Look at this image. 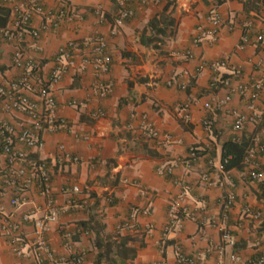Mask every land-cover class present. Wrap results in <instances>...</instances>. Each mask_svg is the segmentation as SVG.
<instances>
[{"label": "crops", "instance_id": "0c3cea01", "mask_svg": "<svg viewBox=\"0 0 264 264\" xmlns=\"http://www.w3.org/2000/svg\"><path fill=\"white\" fill-rule=\"evenodd\" d=\"M41 1L45 7L53 8L60 0ZM61 1L70 4L76 17L71 22L64 20L55 32L41 33L43 74L48 75L54 68L53 57L61 45L90 34L106 37L111 64L106 73H95L89 66L84 72L67 73L53 85L58 113L70 127L43 132L44 147L31 150V157L43 161L51 176L48 198L58 211L48 234L55 260L47 264H63L61 259L72 252L84 254L81 264H95L96 228L111 246L119 235L129 237L127 245L134 248V255L122 264H178V247L188 254L198 253L196 264H213L220 233L205 220L220 213L221 201L229 192L234 193L235 202L226 224L236 236L235 245L229 249L244 257L264 251V223L256 228L253 220L242 214L245 206L264 211V184L251 179L244 161L242 167L230 170L218 167L225 140L235 138L254 144L255 138L263 135L264 85L254 101L256 119L247 121L240 131L233 129L234 116L230 112L238 110L251 116L248 100L234 94L220 105L227 90L222 85H210L214 77L223 75L246 83L264 80V46L255 40L264 28V0H160L158 6H144L132 0L134 15L115 36L109 34L118 9L115 0ZM98 6L101 15L95 13ZM161 13L172 19L168 26L160 23L157 37L161 41L156 45L155 41L141 43L142 36L146 39L151 33L155 35L149 29V21ZM214 13L234 28L223 29L216 40L204 38L194 43L197 26L212 28ZM244 22L250 23V42L240 47ZM39 24L36 19L34 25ZM28 41L27 37L21 43L27 51L31 50ZM0 50V81L7 82L16 76L13 43L1 42ZM187 50L191 51V58L186 56ZM222 59L227 62L216 69L200 67L202 62ZM184 71L189 73L183 78L186 89L167 85V80L182 76ZM108 82L113 84V92L101 97L100 88ZM31 97L37 98L33 93ZM72 100L81 104L71 105ZM96 110H102L104 115L92 117ZM205 118L212 120L211 126L203 125ZM144 119L152 121L161 132L171 134L174 140L162 146L157 139H146L141 133ZM24 120L20 114L11 117L18 128ZM60 143L80 161H59L56 151ZM191 146L196 148L198 157L190 167L179 165L170 175L156 172L159 167L186 158ZM254 160L264 167V153L257 154ZM3 165L0 155V167ZM203 174H209L214 183L204 184ZM75 184L78 192L70 189ZM142 189L146 195L141 194ZM0 190V203L10 211L12 192L3 185L1 176ZM109 195L113 197L111 202ZM26 197L40 208L46 201L35 186L28 188ZM176 199L182 205L178 215L181 225L166 232L167 211ZM144 208L147 214L141 212ZM132 209L137 210L135 215ZM22 211L35 210L26 204L18 211V217ZM126 222L130 226L117 229L118 224ZM25 231L30 237L29 224H25ZM65 242H69V248ZM27 263L29 259L11 252L8 238L0 228V264Z\"/></svg>", "mask_w": 264, "mask_h": 264}, {"label": "built area", "instance_id": "2783aa9c", "mask_svg": "<svg viewBox=\"0 0 264 264\" xmlns=\"http://www.w3.org/2000/svg\"><path fill=\"white\" fill-rule=\"evenodd\" d=\"M118 6L117 12L111 21L109 34L115 36L124 22L134 15L131 6L132 0H115ZM141 5L158 6L160 0H138ZM0 5L10 11L7 23L0 26V43L12 42V66L16 70V76L7 82L0 81V155L4 159L3 167H0V176L3 185L11 189L12 195L9 200L10 211L0 203V228L1 232L7 236L11 252L18 258H27V264H47L54 261L55 256L49 245L48 234L51 224L57 219L58 211L51 206V199L48 198L51 192V176L43 161L31 157V150H39L44 147L43 132H56L69 129L70 124L58 113V104L55 98L53 85L59 82L67 73L84 72L87 67H91L95 73H106L109 71L111 57L108 53V42L101 34H90L79 41L68 40L61 45L54 54L55 66L48 75L43 74L41 65V45L40 37L44 31L55 32L65 20L74 21L76 11L66 1H59L53 8L44 6L41 0H0ZM95 13L101 15L102 9L98 6ZM36 19L40 20L39 25H34ZM212 28H205L198 25L193 42L197 43L204 38L216 40L223 29L232 30L234 25L225 22L218 14L211 16ZM249 22L242 24L243 33L240 38V47H244L250 42ZM29 38L27 51L22 42ZM255 40L264 46V28L255 35ZM1 54V50H0ZM186 56L192 57L191 51H186ZM227 62L226 59L202 62L201 68L209 67L216 69ZM236 74L239 70H235ZM189 73L184 71L180 77H172L167 80L168 86L186 89L187 82L183 79ZM211 86L222 85L226 88V95L219 100L220 105H225L234 94L248 100V108L252 110V115L231 110L234 116L233 129L240 131L249 120H255V104L263 90L264 80L257 79L252 83L241 80H233L230 77L216 76L210 84ZM113 92V84L108 82L101 86L99 95L108 96ZM31 93L37 98H32ZM71 105L81 104L77 100H72ZM24 117V121L19 128L11 121V117ZM104 115L102 110H96L92 117ZM188 117V115H186ZM258 116V114H257ZM186 117V118H187ZM203 125L209 127L212 120L205 118ZM263 135L256 137L254 144L248 147L244 163L248 168L251 179L264 184V167H259L254 160L257 154L264 153V130ZM141 133L146 139L154 138L162 146H166L174 140L169 133H163L152 121L144 119L141 124ZM88 138V136H84ZM59 161L72 163L79 162L80 159L73 154L63 143L57 147ZM197 150L191 146L186 158L176 161L171 165L157 168L160 175H170L174 167L183 165L190 167L197 159ZM214 166V163L210 162ZM219 169L223 170L222 161L219 162ZM201 181L204 184L212 185L214 181L209 174H203ZM30 186H35L39 194L46 198L42 208L38 207L33 200H28L26 191ZM71 191L78 192L79 187L75 184L71 186ZM142 195H146V190H141ZM0 195L3 192L0 190ZM108 201H113L112 196L107 197ZM235 202V195L229 192L221 201V210L218 215H211L205 221L216 227L220 233V242L216 246V259L213 264H264V251L258 250L254 256L244 257L238 251L231 250L236 243V236L226 224L230 217V209ZM26 204H29L34 212L22 211L18 217V211ZM181 200H174L168 208V221L165 231H170L174 226L181 225L179 212ZM39 212V213H37ZM136 209H132L135 215ZM142 213L147 214L144 208ZM244 217L253 220L255 227L264 223V211L261 208H251L245 206L242 209ZM25 224L31 226V236L28 237L25 231ZM130 226L128 222L118 224L117 229ZM67 236V235H66ZM64 245L69 248V242ZM178 264H196L200 259L198 253L188 254L179 247L175 252ZM84 260L82 252H72L70 256L61 259L63 264H81ZM156 264H162L158 262Z\"/></svg>", "mask_w": 264, "mask_h": 264}, {"label": "trees", "instance_id": "16d2710c", "mask_svg": "<svg viewBox=\"0 0 264 264\" xmlns=\"http://www.w3.org/2000/svg\"><path fill=\"white\" fill-rule=\"evenodd\" d=\"M10 16V11L8 8L0 7V26L7 23ZM163 22L166 26L172 23V19L161 13L159 18H152L149 21V29L154 31L149 34L146 39L141 37V43L149 44L152 41L153 45L161 41V37H157L158 31H160V23ZM165 26V27H166ZM222 77H225L224 75ZM188 85H186V88ZM250 143H246L243 140H237L235 138L227 139L222 143V153L221 161L223 164V170H230L234 167H242V163L246 156L248 147ZM96 236L94 244L97 248V254L95 259V264H122L124 259L127 257H132L134 255V248L127 245V240L129 237L124 235H119L117 242L111 246L108 239L100 233V230L96 228ZM122 258V259H120ZM120 259V260H119Z\"/></svg>", "mask_w": 264, "mask_h": 264}]
</instances>
